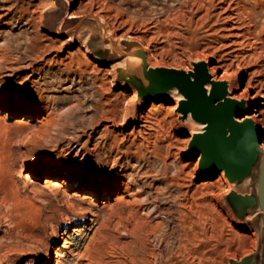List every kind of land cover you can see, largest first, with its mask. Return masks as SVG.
Masks as SVG:
<instances>
[{"label": "rangeland", "instance_id": "374dc122", "mask_svg": "<svg viewBox=\"0 0 264 264\" xmlns=\"http://www.w3.org/2000/svg\"><path fill=\"white\" fill-rule=\"evenodd\" d=\"M234 1L243 10L235 14V44L217 14L169 9L180 0H0V264H119L125 226L135 220L152 246L150 219H164L169 230L182 220L198 248L182 259L186 264H264V154L246 177L217 182L219 172L195 167L200 154L190 151V137L202 126L191 114L184 117L178 94L168 93L166 106L151 108L152 97L166 96L144 90L130 100V80L122 74L137 66V52L155 49L160 54L148 65L156 67L192 71L195 63L228 58L233 66L226 82L235 86L236 70L250 69L251 92L261 95L264 0ZM135 31L142 42L129 39ZM243 81L231 95L242 93L247 76ZM259 100L247 116L258 113L262 124ZM140 111L149 113L146 133L131 134ZM106 113L119 121L109 130ZM30 161L37 171L27 169ZM116 173L134 190L143 185L147 204L130 203L133 197L123 190L91 196L95 179L104 185ZM92 218L99 219L98 229ZM169 238L175 241L176 234Z\"/></svg>", "mask_w": 264, "mask_h": 264}, {"label": "bare ground", "instance_id": "6f19581e", "mask_svg": "<svg viewBox=\"0 0 264 264\" xmlns=\"http://www.w3.org/2000/svg\"><path fill=\"white\" fill-rule=\"evenodd\" d=\"M236 4H237V2L234 0H180L179 6L170 7L169 9L174 11L175 14H205V16H208L209 14H217L219 19L222 20L221 31L225 33L224 36L226 38H228V39L230 38L232 44H235L236 41L232 38L238 36L237 30H239V26L235 25L236 23H238L236 21L235 14H242L243 13L242 8H240ZM251 8H253V7L251 6ZM243 9H244V7H243ZM216 20H217V18H216ZM129 37H130L129 39L132 41H140V42H142L141 40L144 38L143 36L137 34L136 31L133 35L130 34ZM260 41L262 43V46H260V51L262 53H264V37L263 36L260 37ZM114 46H115V50L118 53H120L122 55H126L125 52L122 51L120 49V47L115 42H114ZM146 48H147V46H146ZM148 48H150V46ZM147 51H148V49H147ZM225 52H226V50H225ZM136 54L140 56V57H136V56L134 57L138 61L136 64L138 67L135 66L132 68L131 67L125 68L122 72V74L130 80V85H128L129 88L132 90L130 100H134V99L140 97V95L144 93V90L152 92L153 89H155L154 87L159 86V83L163 79V72L162 71L156 72L157 70L168 69V68L179 69L178 64H176L174 67H171L168 65H162L160 67L148 65V63H150V64L154 63L152 61L153 60L152 56L157 57L160 54L159 49H155L152 54L146 53V52H137ZM124 61L125 60H123V63H124ZM205 62L207 63L208 71L212 75L213 81H226L225 78H227V76L229 74V68H231L233 66V60L232 59L227 58L223 62L218 61L217 64H214L212 61L210 62L207 60H205ZM156 64H157V62H156ZM127 66H128V64H127ZM219 68H223V71H222V73L220 72V73L216 74V72ZM183 70L190 72L188 69H183ZM262 72L264 74V67L262 69ZM252 73L253 72L250 69H248V70L238 69V70H236V73H235L236 80H237L236 85L231 86V84H229L227 82L228 95L234 99L239 100V101L244 100L246 112L249 110V108L251 107L252 104L258 103L260 101L259 97L263 98V101H261L260 103H262L264 105V92L261 95H258L257 92H254V93L251 92L252 89L254 88L253 83L251 82ZM245 76H247V81H246L245 87L242 90V93H240L239 95H236L233 93V95H231L230 93L233 90H236L239 87V85L242 82H244L243 80L245 79ZM141 79H143L145 81V83L147 85L146 88L141 87V82H142ZM261 85L264 87V78L262 80ZM123 86L124 85H122L121 87H123ZM210 88H211V85H208V89H210ZM168 93L169 94H178V98H181V100L185 99V97H183L181 94H179V90L176 87L167 91L163 96H166ZM242 96H244V98H242ZM155 97L156 96L152 97L153 100L151 101V108L155 109L159 106L160 107L166 106L165 104H166V101L169 99V96L163 97L160 100H154ZM2 107L6 108L8 111H12V112L18 110L15 105L9 104V103H3ZM176 107H177V102L175 103V105H172L170 108L173 109ZM151 108H150V110H151ZM106 110H108V109H106ZM128 113H129V109L127 108L125 110V117L128 116ZM259 113L261 114L262 111H259ZM263 113H264V111H263ZM148 114L149 113H145L144 111L138 112V114L136 116V120L140 121L141 123L139 122L140 124L137 123L136 125L133 126L132 131L130 132L131 134L138 132L139 133L138 135H142V134L146 133L145 131L147 129L148 122H150V120H148V117H149ZM257 114L258 113H254L251 116H247V117H250L255 121V123L257 124V127L259 128L260 131H264V121L262 122V124L259 123V119L256 118ZM106 115H107V113L105 114V117H104V121L106 123L105 124L103 123V124H104L105 130H109V128L111 126L116 125L119 121H118V116L116 114H113L111 116H108V115L106 116ZM262 115H264V114H262ZM243 120H244V118L239 119V121H243ZM263 120H264V116H263ZM199 124L202 127L198 132H203L205 130L206 124H204V123H199ZM89 136H91V135H89ZM128 137H130V136H128ZM192 139H193V137L192 138L190 137V140H192ZM261 146L264 149V138H263ZM200 155L197 157V160L195 162V167L200 166V163H201ZM120 162H121V158L119 157L117 159L116 163H120ZM27 169H29L31 171H37L38 170L36 164L32 161H30L28 163ZM209 172L213 173V171H209ZM227 178H229V177L227 176L226 172L222 171L218 175L216 181L219 182V180H225V179L227 180ZM122 179H123V174H121V173H116L114 175L112 174L109 177V179L105 182L104 185L101 184V180L95 179L91 185V188L93 191H90L89 193L91 194L92 197L98 198V196H99L98 194L111 193V192H114L116 190H123L128 195L133 197V199L130 201V203L147 204L146 201L150 200V195L148 194L147 191H145L144 187H142L143 185L139 186V188L137 190L136 189L134 190L132 187L133 183L132 184L130 183L131 180H129L128 182H124ZM229 180H230V178H229ZM209 182H212V181H210V180L204 181V183H209ZM67 186L79 188V191H83V190L89 188V187H87L86 183H74V184L70 183ZM146 192H147L146 199H143L142 198L143 194ZM108 198H110V197H108ZM155 200H154V202H155ZM156 206L158 207V209L160 208L159 204ZM179 207H181V208L185 207V203L182 199L179 201ZM156 210H157V208H156ZM179 212H180V216L184 217V215H183L184 211L180 210ZM150 214H151V211H150ZM168 215H169V213H168ZM150 220L148 221L147 225L151 227L150 235L154 239L152 246H149L147 244L148 242L146 243V241H144V239H145L144 237L146 235L144 224L138 220H135L132 223V226H127V225L125 226V230L127 231V241H126L125 245L120 247L119 255L122 257V260H118L117 263H119V264H186L183 262L184 260L182 261V259L186 257V259L188 260L190 257H193V255H195V251H196L197 247H195L193 244V238L189 235L188 232H186V228H185L182 220H180V223H178L179 228L172 227L173 226L172 225L170 227V230L167 229L166 222L164 221V219H162V220L159 219L155 223L152 222L153 224H151ZM91 221H92L91 227L95 228L97 226V229H98L99 219H97V218L93 219L92 218ZM194 230H195V228H194ZM174 233L176 234V238H175V241L172 242L170 240L169 236L174 234ZM88 245H87V247H88ZM57 253H58V251H57ZM187 256H188V258H187Z\"/></svg>", "mask_w": 264, "mask_h": 264}, {"label": "water", "instance_id": "95a60500", "mask_svg": "<svg viewBox=\"0 0 264 264\" xmlns=\"http://www.w3.org/2000/svg\"><path fill=\"white\" fill-rule=\"evenodd\" d=\"M159 71L163 72V79L151 93L164 95L178 88L185 97L180 104L184 117L191 114L196 121L206 124L203 132L194 134L190 144V151L202 156L201 170L225 171L231 180L249 175L259 154H264L261 146L264 131L247 117L245 101L228 95L226 81H213L205 61L195 63L190 72L175 68L156 72ZM260 203L264 215V161Z\"/></svg>", "mask_w": 264, "mask_h": 264}]
</instances>
